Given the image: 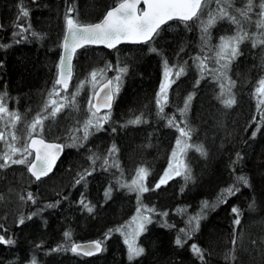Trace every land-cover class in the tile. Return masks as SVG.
<instances>
[{
    "label": "trees",
    "instance_id": "obj_1",
    "mask_svg": "<svg viewBox=\"0 0 264 264\" xmlns=\"http://www.w3.org/2000/svg\"><path fill=\"white\" fill-rule=\"evenodd\" d=\"M118 2L120 0H0V44L10 45L0 47V93L7 92L9 110L21 115L16 125L18 146L22 145L21 142L26 144L29 138L28 134L21 138L22 121L27 118L28 123L32 122L44 108L54 87L56 71L53 63L55 60L58 63L67 9H73V17L95 23ZM230 3L232 7L228 10L240 20V27L248 33V39L239 45L241 54L227 69L221 68L223 61L217 63L214 51L209 49L216 43L218 34L235 35L237 25L227 19L219 20L210 31L208 45L202 47L200 19L204 13L199 20L194 19L187 25L179 21L169 22L160 35L147 44L122 45L112 52L88 48L79 54L75 66L79 60L85 62L80 66L96 60L94 70L105 69L103 80L115 77L117 67L127 68L115 100L114 117L119 123H106L100 131L89 129L91 135L82 146L79 141L76 146H70L73 145V135L83 137V132L77 129L90 115L88 101L93 90L86 87V76H83V88L80 84L75 88L79 76L76 72L67 93L61 91V97H68L65 102L68 106L55 119L45 120L44 124H49L50 130L57 124L68 127L66 121L60 123V118L71 110L84 114L82 120L69 123L68 131L64 129L58 134L44 129L40 134L65 146L53 173L40 183H34L29 180L27 172L20 171L26 165L0 169V196L3 197L0 199V225H3L0 235L15 241L12 245L0 244V264H31L33 259L36 264H264L259 250L264 249V105L257 110L254 95L259 80L264 79V44L253 47L254 39L264 38L260 36L264 29L256 26L259 0H253L250 20H245L236 11L245 9L247 0H230ZM209 7L211 13H216V0H212ZM21 9L29 11V16L23 17ZM18 24L30 26V31L24 33L25 38L19 43L16 42L19 37L12 36L14 31H19ZM31 31L42 34V39L31 36ZM150 48L157 51L152 52ZM197 56L208 58L202 79L197 66L199 62L195 60ZM165 60L170 68L183 65L185 71L178 79L173 78L168 89L169 101L161 114L155 103L159 88L158 91L154 88L160 64V78L165 79ZM108 65H112L113 70L108 71ZM222 71L227 79L220 76ZM221 82L225 85L234 82L231 95L236 103L230 108L222 103L229 95H220ZM77 89L79 93L73 107L71 97ZM190 94L189 107L181 116L179 110L184 108ZM53 98L60 100V97ZM136 116L142 117L141 123L129 124L128 121ZM169 120H173L172 125ZM176 124L191 129L188 143L202 146L206 155L190 147L183 159L190 165L191 179L185 181L183 175H174L160 188L151 190L159 182L162 171L168 169L165 164L171 160L176 140L187 139L180 137ZM0 126L3 128L2 124ZM253 132H256L255 136ZM113 144L118 149L115 156L119 154V168L111 166L105 171L104 165H93L88 159L93 153L108 154ZM1 145L0 154L7 151L5 142ZM82 161L90 167L83 168ZM233 161L237 162L233 164ZM129 166L132 170L128 169ZM140 167L150 171L144 182L150 190L144 192L138 202L137 193L121 187V184L130 185ZM86 170H91L92 174L77 185L78 173ZM240 175L248 178L250 186L237 182ZM229 186L240 190L228 196L224 190ZM108 189H111L110 197L105 195ZM29 192L35 203L27 199ZM82 195L85 203L94 207L92 213L80 203ZM21 197H24L23 201ZM218 197H226V203ZM205 201L216 207L203 209L206 218L200 221L199 230L188 239L180 229L191 231L195 227V222L189 224V217L199 213ZM253 202L254 210L249 208ZM48 204L54 206L46 207ZM141 206L155 208L157 213L150 214L152 223L147 224V230L137 240L138 245L145 248V254L129 262L127 248L124 249L125 237L109 230L118 225H129L128 221L137 216V208ZM233 206L241 210L239 226L233 224ZM163 212L168 215H160ZM29 215L32 219L19 224L22 216ZM124 218L127 224L121 223ZM234 227L235 245L232 243ZM129 230L124 227L125 232ZM65 231L71 232V240L65 239ZM178 235L186 241L182 247L175 244ZM92 240L103 242L104 250L95 257L85 258L71 251H52L62 244L70 247L73 242ZM252 240H256L257 245H253ZM193 243L204 250L203 261L192 253ZM226 253L236 259H231L230 255L226 260Z\"/></svg>",
    "mask_w": 264,
    "mask_h": 264
},
{
    "label": "snow or ice",
    "instance_id": "obj_2",
    "mask_svg": "<svg viewBox=\"0 0 264 264\" xmlns=\"http://www.w3.org/2000/svg\"><path fill=\"white\" fill-rule=\"evenodd\" d=\"M144 4V9L140 10L138 5L141 3V0H120V2L116 3L110 10L106 11V14L103 16L100 22L96 23H86L83 22L78 16L73 17V9L69 7L67 9V13L64 17L65 20V31L63 35L62 48L63 53L60 57L58 64V72L56 79L54 81V87L52 91L49 93V99L44 105V108L38 113L32 122L27 127V134L30 142L24 145L18 146L17 141L19 140L18 135L16 134V125L21 120V115L16 111H10L6 98L7 92L0 93V124L3 125V128H0V141L5 142V147L7 151H4L0 154V160L3 162L0 163V169L8 168L11 165H26L27 171L31 173L33 177L37 181H39L42 177L47 176L50 172L53 171L54 165L65 147L63 144L54 143V142H46V140L40 135L45 127V120L55 119L57 114L60 113L65 107H67L68 100L67 95L61 97V91L67 93L69 88V83L72 77V60L73 56L79 48H82L86 45H95L102 44L105 47L112 49L115 48L121 42H131V43H148L155 39L156 36L159 35L161 26L166 24L168 21L179 20L184 24H188V22L195 20H199L201 15L204 13L205 9L208 8L209 0H142ZM218 5V11L216 13H209V18L207 21L201 22V31H202V47L207 46L209 41L211 40V33L209 29L213 27L217 20L227 19L232 24L237 25V31L235 35L232 36H221L220 43L216 46L215 49H209V51H214L217 63L221 64L222 69H227L232 60L236 59L238 55H240L239 45L245 40L248 39V33L242 31L240 27V20L237 19L236 16L230 14L229 8L232 7L230 0H216ZM226 5V6H225ZM259 8L260 11L258 13L259 19L256 21L257 28L264 29V0H259ZM245 20H250L249 14L253 11V0H247V5L245 9H236ZM21 13L23 17L29 16V11L21 9ZM21 17L17 16V20ZM17 27L19 31H14L12 36L19 37L16 40L17 43L20 40H23L24 33L30 31V26L25 27L22 24H18ZM31 36L42 39V34H39L35 31L30 32ZM261 37H264V33L260 34ZM257 44H264V38L257 37L253 40V47H256ZM0 47L7 48L10 45L0 44ZM152 52H156L157 49L150 48ZM183 51V49H181ZM207 57H199L195 58L198 61V68L201 72V79L203 78L204 70L206 68V60ZM165 72L164 81L161 82L159 86V91L156 93V107L159 113H164L165 107L168 104V89L171 87V84L174 82L172 79L173 75L176 79H178L185 71L183 65L169 67L168 61L165 60ZM174 68L177 70L174 71ZM107 70L111 71L112 65L107 66ZM105 69H100L99 71H92L90 73L91 83L95 86L98 82L97 78L100 77L103 80ZM117 75L113 78L107 79L106 82L102 83L99 90H94L92 94V98H89L88 108H89V117L84 121L83 126L77 131L83 132V137L79 138L75 135L72 136L73 145L76 146L77 141H79L80 146H82L83 141H87L91 132L89 129L94 128L96 131H100L104 129V125L108 123L111 115V107L112 101L119 93L120 86L122 83V77L127 73L126 67H117L116 68ZM220 76L227 79L226 73L221 72ZM197 85L199 84V80H197ZM85 81H81L80 88H83ZM258 87L255 89L254 95L257 97V110L261 109V106L264 105V79L259 80ZM59 86V87H57ZM234 86V82H229V85H225L223 82L220 84L221 92L220 95L224 96L225 94L229 95V98L224 99L222 103L225 107H232L236 103L235 97L231 95V87ZM79 93V89L76 92L72 93L71 103L72 106H76V96ZM53 97H60V100L54 99ZM93 98L95 99V103L93 102ZM192 95L190 94L186 101L183 109H180L181 116H184L186 113ZM51 109L48 112V109ZM101 109H108L109 111L105 112L103 115H99ZM141 116H136L135 119L129 120V124H139L141 123ZM181 123H186L185 121H181ZM169 124H173V120H169ZM179 132L181 138L176 140L175 148L173 149L171 156L172 159L169 161L168 169L165 170L164 175L160 178L159 182L155 185V190L160 188L162 185L166 184L168 179L172 178V175L175 176H184L185 181L191 179V168L190 165L185 162L183 159L186 151L192 147L195 148L196 151L200 152L202 155H206L202 146L199 145H190L188 140L191 139V129L186 127H180V124L175 125ZM113 131L116 129L113 128ZM9 135L11 137V142H9ZM253 136L256 135V132H253ZM118 151L115 144L111 146L108 150L109 156H114ZM35 154L34 159L29 161V156ZM19 156L20 158L14 159L13 157ZM238 159H240V154L237 153ZM88 159L92 162L93 165L96 164V161L101 159L100 156L93 153L88 157ZM237 161H233L235 164ZM103 165L105 166V171L108 170V167L115 166L119 168V162L114 161L113 165H109L108 157L103 159ZM92 174L91 170H86L84 173H78V179H76L75 183L79 185L82 181L85 180L86 176H90ZM150 174L149 169L145 167H140L137 169L136 178L132 180L131 184H121V187H127L129 191H135L137 193V201L139 202L140 196L149 191L150 189L145 185V180ZM237 182H242L245 186L249 185V180L246 176L240 175L237 177ZM239 188H233L229 186L224 191L228 194V196L235 195L238 192ZM111 189L106 190L105 195L110 197ZM0 199H3L0 196ZM23 200L24 197H21ZM27 199L31 200L35 203V199L33 194L29 192L27 194ZM222 203H226V197H218ZM80 203L83 205L85 209L89 213L94 211V207L89 206V204L85 203L82 198ZM53 204H48L46 207H53ZM215 208L216 205H209L207 201L203 203L202 209L195 216L189 217V224L195 222V227L191 229V231H185V229H180V232L185 233L188 239L192 238L194 232L199 230L200 221L205 217L203 209L206 208ZM250 209H255V203L249 204ZM186 211V210H182ZM157 210L155 208L148 207H138L137 208V216L133 217L132 221L129 222V225L122 226L116 229H110L109 232L116 231L125 237L124 244L127 247V259L129 262L134 261L136 258L141 257L145 254V248L138 245V238L147 230V224L152 223V216L150 214H156ZM231 213L234 215L233 224L235 226H239L241 224V210L237 206H233L231 208ZM32 215H35L33 213ZM32 215L27 217H21L19 219V224H24L25 219H32ZM164 217L168 215V212H163L160 214ZM135 225L134 228L131 226ZM3 227V225H0ZM124 227H128L130 230L128 232L124 231ZM236 228L233 229V245L236 244V236H235ZM64 237L66 240H71V232L65 231ZM183 241L181 237L178 235L175 239V244L177 246H183ZM15 241L11 238L6 239L4 235H0V244L4 245H12ZM251 243L253 245H257L256 240H252ZM103 242L100 240L92 242L90 245H79L75 242L71 243L70 247L62 244L58 248L52 249V251H71L75 255L81 256H93L97 253L103 251L102 247ZM262 253V258H264V249H259ZM192 253L199 258L200 260H204V250L197 246V244L193 243L191 245ZM231 254L226 253L225 259L227 260ZM231 259L235 260L236 257L231 255ZM31 264H36L35 259L32 260Z\"/></svg>",
    "mask_w": 264,
    "mask_h": 264
},
{
    "label": "bare ground",
    "instance_id": "obj_3",
    "mask_svg": "<svg viewBox=\"0 0 264 264\" xmlns=\"http://www.w3.org/2000/svg\"><path fill=\"white\" fill-rule=\"evenodd\" d=\"M65 31V30H64ZM161 38V37H160ZM83 62H84V59H83ZM82 61L80 62V60H79V62H78V64H77V66H76V72L78 73V78L79 79H81L83 76H87L88 74H90L94 69H95V67L97 66V61L95 60V62L93 61V63L92 64H88L87 66H80L81 64L80 63H83ZM85 63V62H84ZM56 66H57V61L55 60V62L53 63V69L56 71ZM83 67V70L81 69ZM81 74H83V75H81ZM162 74V66H161V64L159 65V77H158V80H157V84H156V86H155V88H154V90L156 91H158V88H159V83H160V80H161V82L162 81H164V79L162 80L161 78H160V75ZM78 78H77V81H76V83H75V88H77L78 87V85L81 83V81L82 80H78ZM173 78H175V76L173 75V77H172V79ZM161 84V83H160ZM115 110H116V103L114 104V106L112 107V109L110 110V112H111V115H110V119H109V121H108V123L109 122H111V123H119V120L117 119V118H115L114 117V113H115ZM28 113H30V110H28ZM47 126H50L49 124H47L45 127H44V129H48L47 128ZM0 128H2V126H0ZM44 129H43V131H44ZM4 143V141H0V148L2 147V145L1 144H3ZM98 156H100L101 157V159H99V160H97L96 161V164L98 165V166H101V165H103V159L105 158V157H108V159H109V165H113V163H114V161H119L118 160V157H119V154L118 155H114L113 157L114 158H109V155L108 154H106V153H104V152H102V153H98L97 154ZM81 163V165L83 166V168H88V167H90L89 165H88V163L86 162V161H82V162H80ZM138 163V162H137ZM165 165H169V160L166 162V164ZM78 168V167H77ZM76 168V169H77ZM162 168H164V165H163V167ZM128 169H131L132 170V167H128ZM20 171L22 172V173H24V174H26V172H27V170H26V168L25 167H21L20 168ZM27 175H28V173H27ZM28 176H30L29 177V180L30 181H32V182H34V183H40V181H42V180H44V179H46V178H43V179H40L39 181H37V180H35L33 177H31V175H28ZM23 201V200H22ZM130 221H132V219H130L129 221H128V223L130 222ZM121 223L122 224H127V222H126V219L124 218L123 220H121ZM119 227H121V225L119 226H117L116 228H119ZM135 227V225H132V228H134ZM114 235H117V236H122L119 232H116L115 231V233H114ZM93 241H96V240H93ZM127 247H125V245H124V249H126ZM62 252H67V251H64V250H61ZM60 251V252H61ZM81 256V255H80ZM82 257H85V256H82ZM95 257V256H94ZM85 258H91V257H85Z\"/></svg>",
    "mask_w": 264,
    "mask_h": 264
},
{
    "label": "rangeland",
    "instance_id": "obj_4",
    "mask_svg": "<svg viewBox=\"0 0 264 264\" xmlns=\"http://www.w3.org/2000/svg\"><path fill=\"white\" fill-rule=\"evenodd\" d=\"M211 1L212 0H209V4H208V8H206L205 9V11H204V16L203 17H201V19H200V21L202 22V20L203 21H207V19L209 18V16H207L208 15V13H209V11H210V4H211ZM211 12V11H210ZM219 22V20H217V22H216V24ZM216 24L213 26V27H211L210 29H209V31H211L212 30V28H214L215 26H216ZM220 34H223V33H220ZM226 35H228V36H230L228 33H225L224 35H217L216 37H215V40H216V43H213L212 44V49H215L216 48V46L220 43V37L221 36H226ZM215 53V52H214ZM83 78L84 77H82L81 79H79L78 78V80H83ZM91 81V77H90V75H87L86 76V87L87 88H94V87H96L99 83H101V78L100 77H98L97 78V83L95 84V86L90 82ZM84 115V114H83ZM83 115H80L79 114V112H74V110H71L70 112H69V114L67 115V114H63V117L62 118H60V123L61 122H63V121H66L65 123L68 125V127H60L62 124H57V127H55L54 129H51L50 130V126H47V128L50 130V131H52V132H58V134L60 133V131L61 130H70V125L72 124V123H75L76 121H78L79 119V121H81L82 120V116ZM71 117V118H70ZM72 120V122H70ZM78 121V122H79ZM69 123H71V124H69ZM30 123H28V120H27V118H24V120L22 121V123H21V126H20V133H21V138H23V137H25V134H27V127H28V125H29ZM59 125V126H58ZM20 135V134H19ZM25 140V139H24ZM21 144L23 145V143L21 142ZM171 159H172V157H171ZM167 169V168H166ZM164 172H165V170H163L162 171V173L159 175V177L161 178L163 175H164ZM174 176V174L172 175V177ZM171 179V178H170ZM169 180V179H168ZM159 181V180H158ZM19 201H20V199H18Z\"/></svg>",
    "mask_w": 264,
    "mask_h": 264
},
{
    "label": "flooded vegetation",
    "instance_id": "obj_5",
    "mask_svg": "<svg viewBox=\"0 0 264 264\" xmlns=\"http://www.w3.org/2000/svg\"><path fill=\"white\" fill-rule=\"evenodd\" d=\"M114 6V5H113ZM112 8V7H111ZM111 8H109L108 10H110ZM139 9L140 10H142V6H140L139 7ZM106 14V12L104 13V15ZM103 15V16H104ZM103 16L100 18V20L103 18ZM191 22V21H190ZM169 23V22H168ZM168 23H166V24H164V25H162L161 26V29H160V32H159V35H160V33H161V31H162V29H164L165 28V26L168 24ZM189 23V22H188ZM158 35V36H159ZM158 36H156L155 37V39L158 37ZM154 39V40H155ZM63 40V39H62ZM153 41V40H152ZM152 41H149V42H152ZM148 42V43H149ZM61 43H62V41H61ZM61 43H60V49H59V59H58V63H57V66H56V76H57V72H58V64H59V60H60V57H61ZM142 44H147V43H141V44H133V45H142ZM126 45H128V44H126ZM120 46H122V45H120ZM120 46H117L116 48H113V49H111V50H109V49H105V48H100V49H103V50H105V51H114V50H116V49H118V47H120ZM88 48H98V47H84V48H82V49H80L79 51H77L76 53H75V56H74V59H73V64H72V77H71V81H70V83H69V87L72 85V82L74 81V78H75V76H76V66H75V60L77 59V57L79 56V54L81 53V52H83L85 49H88ZM107 80V78H105L103 81H101V83H103L104 81H106ZM101 83H99L96 87H94L93 88V90H92V94H93V91L94 90H96V88L101 84ZM59 87V86H58ZM69 89V88H68ZM90 89V88H89ZM92 94H91V98H92ZM115 100H116V95H115V97H114V104H115ZM114 104H113V106H114ZM112 106V107H113ZM112 109V108H111ZM105 112H107V111H104V112H100V114L99 115H103ZM45 140H47L46 138H44ZM27 142H26V144L28 143V141H29V138L26 140ZM49 141H52V140H49ZM64 152H65V150L63 151V154H64ZM63 154H62V156H63ZM62 156H61V158H62ZM61 158H60V160H61ZM33 159V155H31V156H29V161H31ZM60 160L58 161V163L60 162ZM57 163V164H58ZM26 170H27V166H26ZM27 173H28V175H30L29 174V172L27 171ZM53 173V172H52ZM50 176V175H49ZM48 176V177H49ZM30 177V176H29Z\"/></svg>",
    "mask_w": 264,
    "mask_h": 264
},
{
    "label": "water",
    "instance_id": "obj_6",
    "mask_svg": "<svg viewBox=\"0 0 264 264\" xmlns=\"http://www.w3.org/2000/svg\"><path fill=\"white\" fill-rule=\"evenodd\" d=\"M140 6H142V10L144 9V4H143V2H142V0H141V3L138 5V8L140 7ZM102 20V19H101ZM100 20V21H101ZM99 21V22H100ZM173 21V20H172ZM169 22V21H168ZM62 42H63V40H62ZM126 44H128V45H133V44H141V43H131V42H121V43H119L117 46H120V45H126ZM61 45H62V43H61ZM116 46V47H117ZM84 47H98V48H105V49H109V48H107V47H105L104 45H102V44H95V45H86V46H84ZM84 47H82V48H84ZM115 47V48H116ZM82 48H79L77 51H79L80 49H82ZM113 49V48H112ZM109 50H111V49H109ZM76 51V52H77ZM62 53H63V48H62V46H61V55H62ZM74 56H75V54H74ZM74 56H73V59H74ZM72 64H73V60H72ZM73 71V70H72ZM107 81V80H106ZM106 81H104V82H106ZM100 86H102V84H100L97 88H96V90L98 91L99 90V88H100ZM93 102L95 103V99L93 98ZM113 103H114V99H113V101H112V106H113ZM112 108V107H111ZM104 111H109L108 109H101V112H104ZM30 142V140L28 141V143ZM46 142H54V141H47L46 140ZM54 143H58V142H54ZM59 144H61V143H59ZM63 151H64V148H63V150L61 151V153H60V155H59V157H58V159H57V161H56V163H55V165H54V168H53V171H54V169H55V167H56V165H57V163H58V161L60 160V158H61V156H62V154H63ZM33 155V159H34V156H35V154L33 153L32 154ZM32 159V160H33ZM52 171V172H53ZM52 172H50L47 176H45V177H42L41 179H43V178H46V177H48L49 175H51L52 174ZM30 175H31V173H29ZM31 177H33L32 175H31ZM34 179H35V177H33ZM36 180V179H35ZM92 242H94L93 240L92 241H86V242H78V243H76V244H79V245H90ZM102 252V251H101ZM100 252V253H101ZM100 253H97V254H95V255H93V256H85V257H94V256H98Z\"/></svg>",
    "mask_w": 264,
    "mask_h": 264
}]
</instances>
